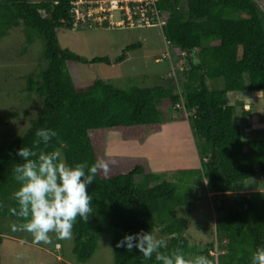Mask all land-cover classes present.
Here are the masks:
<instances>
[{
    "label": "trees",
    "instance_id": "obj_1",
    "mask_svg": "<svg viewBox=\"0 0 264 264\" xmlns=\"http://www.w3.org/2000/svg\"><path fill=\"white\" fill-rule=\"evenodd\" d=\"M73 1L0 0V41L22 26L26 45L36 39L44 42L42 61L46 65L39 74L29 76L26 84L29 100L37 98L39 113L21 136L0 146V223L19 222L13 209L17 208L14 193L20 185L13 168L23 161L16 152L31 147L35 131L41 127L58 133L47 151L59 149L70 165L87 162L91 166L99 163L92 134L116 131L125 139L142 142L160 131L169 121L170 111L183 116L186 110L209 193L216 198L227 196L234 185L258 174L264 176V140H242L235 107L227 99L231 92L264 95V13L255 0H161L159 8L165 17L161 31L165 41L187 58L188 68L179 79L173 77L168 87L128 90L103 81L73 82L66 69L68 62L110 64L109 59L89 61L61 47L59 32L73 28L69 15ZM138 48L140 44L127 47L115 63H122L128 52ZM216 79H222L221 89L209 86ZM88 193L92 212L85 223L77 217L72 230L73 253L79 263L91 259L97 235L106 234L111 238L114 264H157L154 258L144 260L135 251L115 247L125 234L141 230L153 231L167 241L162 252L179 248L186 258L199 254L185 236L188 222L177 216L186 205L177 183L161 180L141 166L109 177L98 169ZM233 199L236 204L222 201L216 209L221 253L217 258L216 254L210 256L215 247L208 245L204 255L210 264H250L257 246L264 244V192L238 193ZM2 244L0 232V247Z\"/></svg>",
    "mask_w": 264,
    "mask_h": 264
},
{
    "label": "rangeland",
    "instance_id": "obj_2",
    "mask_svg": "<svg viewBox=\"0 0 264 264\" xmlns=\"http://www.w3.org/2000/svg\"><path fill=\"white\" fill-rule=\"evenodd\" d=\"M41 1L46 0H30ZM255 1L260 13H264V0ZM114 15V21H119L118 13ZM161 29L139 28L138 25L112 27L90 22L80 24L74 30L59 32L58 40L62 48L89 61L110 60L109 65L68 62L66 69L76 84L103 81L121 90L168 87L173 77L179 79L181 72L188 68V61L184 54L165 41ZM137 44H140V48L128 52L125 61L115 63L127 47ZM44 49V42L39 39L30 46L26 45V34L22 26L10 30L8 36L0 41V146L3 142L9 143L21 136L40 111L37 98L29 100L26 84L29 76L39 74L41 68L46 66L42 61ZM208 84L211 89L223 87L222 79L209 81ZM241 94L236 97L246 95ZM253 96V100L250 97L244 102L237 103V99L234 102L236 119L237 112L241 116L240 123L243 118L246 120L245 114L248 112L256 111L253 115L259 111L262 113L263 93ZM261 105L262 108L258 107ZM170 113L169 121L160 131L152 133L142 142L125 139L116 131L92 134L98 161L107 166V172L100 168L101 173L105 177L124 175L141 166L145 172L159 175L161 180L177 183L180 194L186 199V205L177 213L179 218L188 222L185 236L192 245L198 247V255L205 257L204 251L213 243L215 251L211 250L210 253L216 254L217 258L221 253V243L216 238V221L219 218L216 209L222 201L236 204L233 197L237 192L220 198L209 193L208 181L203 176L196 152L193 130L187 119L190 112L185 110L183 116L176 110ZM189 170L197 172L193 176L180 175ZM235 191H239L238 185ZM14 223L17 222L2 220L0 223L3 238L0 247L1 264H82L73 253V234L69 238L58 239L54 233H49L52 241L50 244H37L33 242L31 234L13 231ZM97 244L94 255L83 264H114L110 236L98 234Z\"/></svg>",
    "mask_w": 264,
    "mask_h": 264
},
{
    "label": "clouds",
    "instance_id": "obj_3",
    "mask_svg": "<svg viewBox=\"0 0 264 264\" xmlns=\"http://www.w3.org/2000/svg\"><path fill=\"white\" fill-rule=\"evenodd\" d=\"M35 137L31 147L24 146L16 152L23 163H16L13 168L14 179L20 187L14 193L17 208L13 209L19 222L12 225V230L31 234L34 243L50 244L49 233L66 239L71 236L77 217L87 222L92 212L88 188L98 169L104 168L107 172V166L102 163L90 166L87 162L70 165L59 149L47 151L52 140L58 138V133L51 128H38ZM115 247L127 253L135 251L144 260L154 258L157 264H210L203 255L186 258L179 248L162 252L161 249L167 248V241L153 231L125 234ZM250 264H264V244L257 246Z\"/></svg>",
    "mask_w": 264,
    "mask_h": 264
},
{
    "label": "built area",
    "instance_id": "obj_4",
    "mask_svg": "<svg viewBox=\"0 0 264 264\" xmlns=\"http://www.w3.org/2000/svg\"><path fill=\"white\" fill-rule=\"evenodd\" d=\"M161 0H74L70 18L73 30L80 24L90 22L98 25L121 27L123 25L162 28L165 17L159 8ZM105 7V8H104ZM118 13L119 21H114ZM135 24V25H133ZM213 255V253H212Z\"/></svg>",
    "mask_w": 264,
    "mask_h": 264
},
{
    "label": "crops",
    "instance_id": "obj_5",
    "mask_svg": "<svg viewBox=\"0 0 264 264\" xmlns=\"http://www.w3.org/2000/svg\"><path fill=\"white\" fill-rule=\"evenodd\" d=\"M246 94L245 96H243L242 94ZM242 95V98H238L236 97L237 95ZM250 94V95H249ZM254 94H260V92H231L228 93V104L230 106H234V102L236 100V102H244L246 100H249L248 98L252 97L254 98ZM248 95V96H247ZM242 101H240V100ZM253 100V99H252ZM252 104V102H251ZM256 106L258 104H255ZM255 107V106H254ZM262 108L261 106H258ZM256 111H254L253 113H246V120L243 118L242 119V123H240L239 118L241 117L238 112H237V123L240 126V130H241V137L243 141H253V140H264V108L262 109V113L261 111L257 112V115H253L255 114ZM261 116V117H260ZM246 121V123H245ZM245 123V124H243ZM256 135H259V137H257ZM263 138V139H261ZM239 186V191H235V187ZM234 185L233 188V192H237L236 194L240 193V194H250L253 192H264V176L258 174L257 177L253 180L247 181L243 184H237ZM252 190V191H250ZM245 191H248V193H245ZM232 192V193H233ZM212 195V194H211Z\"/></svg>",
    "mask_w": 264,
    "mask_h": 264
}]
</instances>
